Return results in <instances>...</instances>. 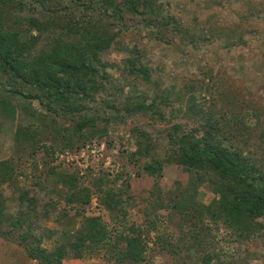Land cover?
Wrapping results in <instances>:
<instances>
[{"label": "trees", "instance_id": "obj_1", "mask_svg": "<svg viewBox=\"0 0 264 264\" xmlns=\"http://www.w3.org/2000/svg\"><path fill=\"white\" fill-rule=\"evenodd\" d=\"M67 1L83 14L62 20L64 9L57 6L60 1L32 0L33 15L27 18L25 26L12 28L0 20V85L3 86L0 95L4 97H0L1 110L5 111L8 118H12V122L15 123L16 105L13 104L12 99L20 96L29 101H38L47 110L49 117H53L52 123L55 129L57 118L68 120L71 124L64 126L56 134L57 138L60 137L63 141L62 153L69 148H78L79 145L84 147L94 141V143L101 140L107 142L108 138L110 139L108 128L110 118L98 115V105L101 103L112 116L120 117L123 122L129 117L132 118V122L138 123L139 116H144L158 125H165L161 130L153 123L143 125L141 122V125L131 130V135L125 144L128 142L133 145L135 139L136 151L131 155L133 162L136 156L140 159L147 157V163L141 164L140 168L151 177L163 178L165 165L169 164L182 168L196 178L193 182L196 193L199 184L208 181L212 185L213 199L203 209L196 208L194 193L186 195L188 197L184 198L186 200L184 202L172 200L170 210L175 211L183 220V222L180 220L179 225H184L185 222L198 223L202 221L203 213L206 212L211 222L217 226L221 224L230 231L228 237L222 240L226 244L241 243L258 233L260 221L264 219V164H259L258 161L247 156L236 145H227L224 142L228 138L237 137L247 141L254 133L247 126L246 117L240 116V111L229 109L228 114L224 116L214 105L206 109L201 103L191 101L189 108L187 107L183 112L184 105L187 104L184 99L174 98L170 94H159L151 104H147V98L143 96H134L133 100L126 101L125 109L121 112L117 104L103 102L99 95L109 93L111 89L109 85L112 84L109 69L113 64L104 60L103 55L119 42L124 31L131 28L127 16L139 18L138 23L155 27L159 32L161 30L169 32L173 43H190L201 48L212 41L210 37L217 36V42L222 43L224 50L230 53L236 47L248 46L251 35L258 36V32L252 27L257 18L264 14V0H239L242 10L235 17L237 22L230 26L224 24L225 17L218 13L219 8L228 5L229 1L216 0L214 11L209 14L206 21L200 22L201 29L206 27L211 29L209 37H203L196 31L199 25L196 14L186 10L185 13L192 15H188L191 21L183 19V13L164 14L163 7L170 4H165L161 0ZM3 5L7 8L4 15L13 10L22 11L25 9L26 1L15 0L11 4L5 2ZM49 6H55V9ZM40 8L42 10L39 12ZM69 14L70 12L67 16ZM46 15L52 19L47 18ZM51 28L56 32L52 33ZM43 34L49 42L46 46L39 47L40 42L43 41ZM125 61L129 66V78L152 82L154 70L143 64L141 53ZM23 109L26 115L30 113L32 118L38 119L43 124L47 123V117L38 110L27 109L25 106ZM252 109L256 115L250 114L248 118L254 120L255 125L260 127L261 122L256 119L259 118L257 108L249 106L246 111L247 116ZM169 110L172 112L170 117L167 116ZM181 116L193 120L196 127L184 128L178 122ZM99 120L103 123L102 126ZM16 127L20 133L25 134V142L21 141L22 146L31 143L34 152L38 147H42L47 155L56 154L51 146H38L39 142H35L36 135L39 136L42 132L35 128L34 123L20 124ZM148 128L156 132L157 138ZM259 137L264 139L262 134ZM165 142L168 150L162 160L159 159L157 150H160ZM33 160L32 164L36 168L39 167L38 165L45 166L49 163L46 157L40 161H36L35 158ZM17 171L14 161H0V237L7 239L11 244L6 247L26 258V263L64 264L65 261L84 259L95 252L108 253L112 250H115L119 256L128 257L133 263L145 261V247L140 236L123 238L127 240L124 246L119 245L122 240L118 239L115 246L100 217H83L78 229L64 232L66 240L60 241L59 236L57 246L53 250L44 247V239L46 237L53 239L55 232L36 227L40 214L39 206L37 199L31 197L29 191L21 193L17 212H8L9 199L5 196L3 188L6 185L11 186L16 181L17 175H25L24 171ZM49 174H53L64 186L63 188L67 189L64 199L69 207L73 205L84 207L91 203L92 193L88 187L79 186L81 177L78 173L60 174L55 172V169H51ZM105 175L108 174H100V177L95 178L97 187L106 184ZM116 182L111 180L113 184ZM113 190L114 188L99 189L104 195L102 203L105 209L116 212L122 201ZM190 206L194 207L192 213H189ZM197 216L200 219H197ZM189 219L191 222L188 221ZM37 231L40 233L37 234ZM12 243L18 244L19 247ZM232 255L234 253L222 248L219 254L208 256L204 264H210L214 259L229 263L233 260Z\"/></svg>", "mask_w": 264, "mask_h": 264}, {"label": "rangeland", "instance_id": "obj_2", "mask_svg": "<svg viewBox=\"0 0 264 264\" xmlns=\"http://www.w3.org/2000/svg\"><path fill=\"white\" fill-rule=\"evenodd\" d=\"M0 1L2 2L0 20L7 26L23 27L27 23V18L33 15L32 0H24L26 5L22 11L13 10L4 15L7 8H4L3 4L5 2L11 4L15 0ZM58 1L60 3L57 6L64 9L62 20L83 14L73 8L67 0ZM161 1L170 4L163 7L164 14L183 13L182 18L191 21L188 15H192L185 13L188 9L198 16L199 25L196 31L203 37L211 35V29L209 27L201 29L200 22L206 21L209 14L214 11L216 0ZM228 1V5L219 8L218 13L225 17L224 24L230 26L237 22L235 17L242 8L239 0ZM49 7L55 9V6ZM41 10L40 8L39 12ZM199 10L202 12L199 13ZM46 17L50 18L49 15ZM126 19L129 20L131 30L124 31L119 42L103 55L104 60L113 64L109 69L112 84L109 85L111 88L109 93L99 95L100 100L117 104L121 112L125 109L126 101L133 100L134 96H143L147 98V104H151L159 94H170L174 98L184 99L187 104L184 105L183 112L187 107L189 108L191 101L201 103L206 109L214 105L224 116L228 114L229 109H237L241 112V117H246V124L254 133L248 132L251 135L247 141L237 137L228 138L224 142L227 145H236L247 156L258 161L259 164H264V139H262L263 136L259 137L261 134L264 135V14L257 18L252 27L258 32L259 37L251 35L248 46L236 47L230 53L224 50L222 43L217 42V36L210 37L212 41H206V44L198 48L190 43H173L169 32L165 30L159 32L155 27L142 22L138 23L139 18L127 16ZM50 31L56 32L52 28ZM45 34L39 47L46 46L49 42ZM137 53H141L143 64L154 70L153 80L150 83L135 81L128 77L129 66L125 60L133 58ZM2 89L3 86L0 85V90ZM0 97L4 98L3 95ZM12 102L16 105L15 123L12 122V118H8V114L2 111L0 106V161H14L17 172L24 171L25 175H17L16 181H13L11 186L6 185L3 188L5 196L9 199L8 212L16 213L21 193L29 191L30 196L37 199L39 206L40 214L36 227L55 232L53 239L47 237L44 239V247L50 250L57 246L59 236L60 241L66 240L65 231L78 229L83 217H100L115 246L118 239L122 240L119 245L124 246L127 240L123 238H139L140 236L145 247V261L137 263H133L128 257L117 255L116 251L112 250L108 253L95 252L84 259L65 261L64 264H204L208 256L219 254L222 248L234 253L233 260L226 263L214 259L210 264H264V219L260 221L258 233L236 244L222 242L228 237L230 231L221 224L217 226L211 222L206 212L203 213L202 221L188 224L185 222L180 226L182 219L169 208L173 203L172 200L184 202L186 201L184 198L188 197L186 195L194 193L196 208L203 209L213 199L212 185L208 181L203 182L199 184L196 193L195 187L193 188L196 178L182 168L166 164L163 178H154L140 168L141 164L147 163V157L140 159L136 156L133 162L131 155L136 151L135 139L133 145L128 142L125 144L131 135V130L141 125V122L143 125L153 123L161 130L165 128V125H158L144 116H139L138 123L132 122V118L129 117L123 122L120 117L112 116L101 103L98 105V115L110 118L111 122L108 126L110 139L108 138L107 142L101 140L94 143V141L84 147L76 144L80 148L78 146V148H69L62 153L63 141L60 137L57 138L56 134L61 128L71 123L63 118H57L55 129L52 123L53 117H49L47 110L38 101H29L18 96L13 98ZM23 106L44 114L47 117V123L43 124L38 119L32 118L30 113L26 115ZM249 106L257 108L259 118H255L261 122L260 127L255 125L254 120L248 118L250 114L256 115L252 109L247 116L246 111ZM171 114V110L167 111L168 117ZM178 122L184 128L196 127L193 120L183 116ZM31 123H34L35 128L42 132L39 136L36 135L35 142H39L38 146H51L52 151L56 152L54 156L47 155L42 147H36L34 152L30 146L31 143L21 145V141L25 142V134L20 133L16 126ZM99 123L100 126L103 125L101 120ZM148 130L157 138L154 130L151 128ZM110 141H112L111 145ZM167 150L168 146L165 142L163 147L157 150L159 159L165 158ZM44 157L49 160L45 166L38 165L39 167L36 168L32 164L34 158L40 161ZM51 169H55V172L60 174L78 173L81 177L79 186L88 187L92 193L91 203L84 207H77L81 205L69 207L64 199L67 189L63 188L64 186L53 174H49ZM100 174H108L104 178L106 184L97 187L95 178L100 177ZM117 177L119 181L116 180ZM111 180L117 181L116 184L111 183ZM100 188L103 190L114 188L113 192L118 194L122 201L116 212L105 209L102 203L104 195L99 191ZM190 203L192 204V201ZM192 208L194 207L190 206L189 213H192ZM194 219L196 221L200 218L197 216V219L196 217ZM188 221L191 222L190 219ZM40 231L36 233L39 234ZM9 244L11 243L7 239L0 237V264H36L26 263V258L24 259L15 250L13 253V249L9 250L6 247ZM12 245L19 247L15 243Z\"/></svg>", "mask_w": 264, "mask_h": 264}]
</instances>
